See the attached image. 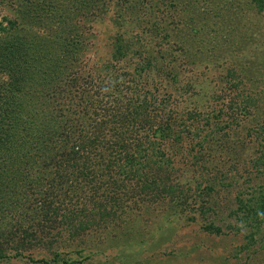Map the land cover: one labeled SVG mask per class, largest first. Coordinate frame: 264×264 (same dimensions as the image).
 Masks as SVG:
<instances>
[{"label":"trees","instance_id":"1","mask_svg":"<svg viewBox=\"0 0 264 264\" xmlns=\"http://www.w3.org/2000/svg\"><path fill=\"white\" fill-rule=\"evenodd\" d=\"M59 1L70 7L68 21L77 22L74 34L58 37L62 42L70 41L71 47L61 55L53 50L52 58L46 48L34 42L28 49L23 39L15 48L17 58H31L35 80L26 77L23 70H15L18 66L8 57L12 55L8 49L0 50L2 57H8L2 66L11 69L7 73L12 79L0 89V122L6 123L0 128V150L8 160L15 156V163L19 158L22 162L21 171H7L6 188L0 182V219L8 214L15 219L7 228L0 220V262L8 259L7 249L16 252L13 257L43 249L51 259L43 264H75L71 253H64L71 243L80 245L89 235L99 238L110 231L121 237L132 234L134 252L143 255L146 240L142 235L134 236L140 223L130 216L160 205L174 211L171 217L196 214L187 221L196 223L200 218L202 232L220 236L222 228L210 221L209 212L221 196L223 200L231 198L227 218L239 224L237 229H228L250 231L237 253H255L260 243L264 247V66L255 73L248 70V74L229 66L227 76L221 77L222 92L216 101L188 106L184 105L185 87H177L179 73H172L178 57L165 47L171 33L197 45L203 32L212 34L214 30L201 25H207L202 18L209 15L212 2H196L192 16L182 20L192 8L190 0H123L132 9L128 16L141 24L149 23L148 27L136 21L137 28L144 30L128 36L127 19L117 14L112 21L116 33L108 63L84 78L80 69L86 47L80 32L97 17L101 20L99 17L106 16L111 1ZM251 3L258 13L264 10V0ZM228 5L227 15L239 12L234 3ZM164 19L171 30L160 31ZM7 25L0 33L15 27L10 21ZM154 34L161 39L152 46L153 40H148ZM226 37L220 35L217 46L229 41L243 43L249 36ZM24 50L27 53L23 54ZM198 54L199 49L194 52L196 59ZM173 84L176 95L167 90ZM29 88L48 89V97L51 95L57 104L55 115L53 111L49 114L55 119L39 133L34 132L36 116L19 120L8 112L10 97ZM60 103L66 106L64 114L59 112ZM19 128L25 133L32 131V141L19 140ZM252 141L256 144L253 153L244 159L241 169L237 168ZM188 163L193 169L189 176ZM20 185L25 190L19 199L14 189ZM8 190V209L19 210L3 214ZM95 253L105 258L106 251ZM89 259L79 258L81 262Z\"/></svg>","mask_w":264,"mask_h":264},{"label":"rangeland","instance_id":"2","mask_svg":"<svg viewBox=\"0 0 264 264\" xmlns=\"http://www.w3.org/2000/svg\"><path fill=\"white\" fill-rule=\"evenodd\" d=\"M110 1L111 5L107 15L99 17L101 20H97V17L96 21L94 20L95 22L91 21L80 32L82 40L85 41L82 46L86 47V55L83 57L84 63L80 69L84 74V78H87L88 74L94 73L96 68L102 70V64L108 63L116 33L112 21L117 17V14L127 19L124 24L128 23V27L125 29L128 36H131L135 30L137 31L136 24L138 22L141 24L136 18L128 16L132 10L129 4H126L123 0ZM204 1H211L212 3H209L211 7L209 15L202 18L205 20L203 23L207 25H201L204 29L214 30V32L209 35L208 32L207 34L203 32V37L198 45L189 44L190 41L185 39L184 36L178 38L177 34L171 33L165 45L173 52L174 57H178L177 66L172 70V73H179L177 87H185L187 93L184 95L186 100L184 105L188 106H192L195 102L200 106L205 104L207 106L211 105L212 101H216L215 98L220 96L222 92L221 77L227 76L229 66L234 65L233 68L237 67L246 74L249 73L248 70L252 73L258 72L264 66V10L258 13L251 0H190L193 9L188 10L189 14H183L182 20H188L192 16L196 2L203 5ZM229 2L234 3L233 6L239 10L237 14L227 15L225 13V10L229 8ZM233 6L232 8H234ZM68 9L70 7L59 0H0V28L7 30L8 21L15 24V27L11 30L0 33V50L8 49L11 52L12 55L7 56L12 57V60L17 63L16 68L18 66V69L15 70L20 72L23 70L26 77L30 75L32 79L35 78L32 73V65H30L31 58L29 56H24L21 59L17 58L15 48L20 44L21 39L24 40L28 49L33 42V45L37 44L46 48L50 58L53 57V50L61 55L62 50L71 47L70 41H61L67 37L69 32L74 34L73 28L77 24V22L70 23L68 21L66 17ZM177 20L179 19H175V21ZM136 21L138 22L136 23ZM167 22L164 19V26L160 28V31L171 30L172 27L171 25L167 26ZM143 23L148 27L149 23ZM194 23H199V21ZM144 24H141V26H144ZM141 28L138 31L144 30V28ZM238 34H248L249 37H246L243 43L241 41L239 43L229 41V43L217 46L221 42L220 35L227 36L226 38L231 40ZM215 36L218 38L215 39ZM58 37H62V39L59 40ZM160 39L158 35L154 34L148 42L153 40L151 45L154 46L159 44ZM163 46L164 42L161 43V47ZM176 48H182L183 51L181 53L177 52ZM197 49H199L198 59L194 56ZM67 50H72V48ZM165 50L164 48L163 51ZM25 53L27 52L24 50L23 54ZM8 57L0 55V89H3L4 84L6 85L8 81L12 80L9 72L7 73L11 69L2 66V64L6 65L8 63L6 61ZM43 90L25 89L24 92H15L8 103V112L18 117L19 120L23 118V120L28 121L32 114L36 116L37 121H33L35 123V133L41 132V128L55 119V116H49V114L50 111H53L55 115L57 110L56 102L52 101L51 95L48 97V89ZM167 90L169 94L176 95L174 84L168 86ZM36 92L39 93L36 94ZM33 97L36 99L34 100ZM59 105V112L64 114L66 106L61 103ZM221 107L222 105H220ZM5 124L0 122V128L3 129ZM20 130L19 128V132L15 131L20 136L19 140L22 142L32 141L30 140L32 131L25 133ZM249 146V149L242 155V161L235 165L239 169L242 168L244 159L253 153L256 144L252 141ZM6 156L0 150V182L3 183L4 188H6V182L9 180V176H7L9 169L22 170L20 158L15 163L17 157L14 156L13 159L8 160ZM176 167L179 168V166ZM187 167L189 168V172H187L189 176L193 169L190 163ZM246 171L249 175L248 166ZM6 190H4V193ZM24 190L22 185L14 189L19 194V199L23 196ZM7 194L8 197L6 196L4 202L6 203V209L3 208V214L12 212L14 209L19 210L17 207L8 209L11 198L9 190ZM221 197L222 199L217 202L215 208L209 212V217L215 226L222 228L223 235L213 236L202 232L200 230L202 226L200 218L196 223L187 221L189 217L196 216V214H180L182 216L171 217L174 215V211L165 208V205H160L150 210H144L139 215L130 216V220L140 223V231L133 233L134 236L139 234L144 236V240H146V244L144 243L143 246L145 250L143 255L134 252L132 234L121 237L115 231L103 232L99 238L95 235H89L80 245L71 243V246L64 253L70 252L71 258L76 259L74 260L75 264H264V247H261L262 243L255 247V253H237L244 244V236L249 234L250 231L242 229L243 231L237 232L228 229L229 226L237 229L239 224L233 219L227 218V209L229 206L231 207V198L223 200V196ZM164 215L168 216L167 220L163 219ZM0 220L2 225L6 224V228L15 222V219L10 217L9 214ZM158 226L162 228L159 230ZM165 228L168 229L161 231ZM163 234L164 237H161ZM159 237L162 238V241L157 243ZM153 242L155 245H153ZM81 245L84 247H80ZM72 247L73 249H71ZM97 251H106L105 258L96 256L95 252ZM7 253L8 259L1 261L0 264H43L41 262L51 260L49 253L43 249L23 251L17 257H13L16 254L13 250L9 252V249H7ZM91 254H93L92 257ZM85 256L90 257V259L81 262L82 260H79V258Z\"/></svg>","mask_w":264,"mask_h":264}]
</instances>
